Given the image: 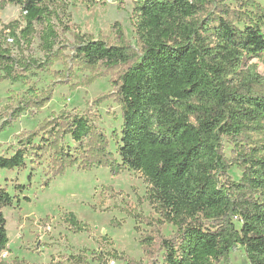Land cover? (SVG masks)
I'll list each match as a JSON object with an SVG mask.
<instances>
[{
    "label": "trees",
    "instance_id": "trees-1",
    "mask_svg": "<svg viewBox=\"0 0 264 264\" xmlns=\"http://www.w3.org/2000/svg\"><path fill=\"white\" fill-rule=\"evenodd\" d=\"M65 1H0V11L20 9L19 20L0 30L1 80L28 83L33 70L48 71L58 60L61 33L70 31L60 16ZM76 1L94 7L105 0ZM134 17L136 47L77 33L64 73L55 74L66 80L72 67H101L112 76L111 97L122 120L120 133H112L118 160L90 119L63 110L19 139L11 156L0 157V170L23 169L27 160L49 154L54 167L81 159L85 167H108L114 175L140 174L144 200L158 216L155 225L169 224L175 232L164 237L150 230L140 241L144 259L123 257L126 264H229L239 249L249 264H264V78L247 63L257 59L264 66V7L254 0H137ZM35 37L41 59L25 56ZM232 167L238 181L228 174ZM14 201L20 202L0 189V253L9 243L2 210ZM65 221L77 234L87 231L72 213ZM150 221L144 220L149 227Z\"/></svg>",
    "mask_w": 264,
    "mask_h": 264
},
{
    "label": "rangeland",
    "instance_id": "rangeland-1",
    "mask_svg": "<svg viewBox=\"0 0 264 264\" xmlns=\"http://www.w3.org/2000/svg\"><path fill=\"white\" fill-rule=\"evenodd\" d=\"M136 1L105 0L88 7L80 1L66 0L65 12H60V16L70 31L61 33L63 46L50 69L33 70L34 75L28 83L1 80L0 74V126L28 102L24 112L0 130V157L11 156L18 148L19 139L65 110L90 119L107 136L108 149L118 160V142L112 133H120L122 120L120 107L111 97L114 90L110 83L112 76L103 75L101 67L94 70L72 67L71 76L66 80L55 74L64 73L67 58L72 53L69 45L73 43L74 34L101 38L108 44L136 47ZM254 1L264 7V0ZM231 6L235 7V4L232 2ZM19 18V7L7 5L0 11V30ZM27 55L43 58L37 37L30 50L25 52ZM247 63L255 64L264 78V66L259 60L252 59ZM49 90L50 100L42 107L36 106L38 98L46 96ZM98 98H102L99 105L95 103ZM230 152L231 147L225 144L227 158H230ZM228 174L235 181L240 178L235 167ZM17 186L22 188L16 189ZM0 189H6L20 200L19 204L14 201L11 207L2 210L9 243L7 250L0 253V261L7 264L16 261L21 264H126L123 257L141 261L144 259L140 244L142 236L158 228L154 223L158 216L144 200L146 185L140 174L131 171L114 175L108 167H85L81 159L74 164L68 162L54 167L47 154L38 162L27 160L23 169L0 170ZM68 213H72L87 231L75 233L65 221ZM145 219L151 220L150 227ZM158 229L164 237L175 232L169 224ZM113 253L121 259H115ZM77 255L85 259L84 263L70 259ZM229 264H249L243 249L230 253Z\"/></svg>",
    "mask_w": 264,
    "mask_h": 264
}]
</instances>
